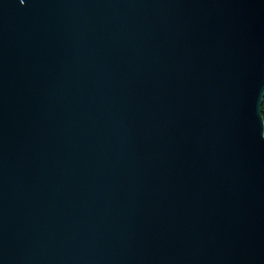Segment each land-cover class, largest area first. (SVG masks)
Masks as SVG:
<instances>
[{
    "label": "water",
    "instance_id": "water-1",
    "mask_svg": "<svg viewBox=\"0 0 264 264\" xmlns=\"http://www.w3.org/2000/svg\"><path fill=\"white\" fill-rule=\"evenodd\" d=\"M264 0H0V264H264Z\"/></svg>",
    "mask_w": 264,
    "mask_h": 264
},
{
    "label": "trees",
    "instance_id": "trees-1",
    "mask_svg": "<svg viewBox=\"0 0 264 264\" xmlns=\"http://www.w3.org/2000/svg\"><path fill=\"white\" fill-rule=\"evenodd\" d=\"M262 113H263V115H264V100H263V102H262Z\"/></svg>",
    "mask_w": 264,
    "mask_h": 264
}]
</instances>
